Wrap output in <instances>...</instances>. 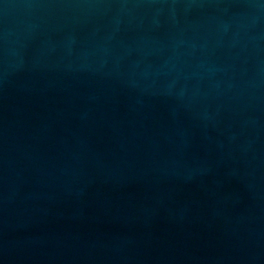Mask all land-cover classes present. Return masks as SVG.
Segmentation results:
<instances>
[{"label":"water","instance_id":"95a60500","mask_svg":"<svg viewBox=\"0 0 264 264\" xmlns=\"http://www.w3.org/2000/svg\"><path fill=\"white\" fill-rule=\"evenodd\" d=\"M0 264H264V0H0Z\"/></svg>","mask_w":264,"mask_h":264}]
</instances>
